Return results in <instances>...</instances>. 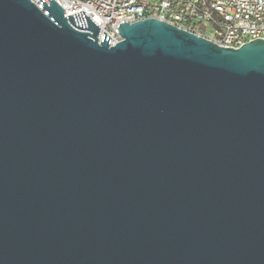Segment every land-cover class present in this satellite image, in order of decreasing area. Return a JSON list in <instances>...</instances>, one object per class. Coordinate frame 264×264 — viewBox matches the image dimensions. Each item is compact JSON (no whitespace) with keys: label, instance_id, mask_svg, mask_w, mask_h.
<instances>
[{"label":"water","instance_id":"obj_1","mask_svg":"<svg viewBox=\"0 0 264 264\" xmlns=\"http://www.w3.org/2000/svg\"><path fill=\"white\" fill-rule=\"evenodd\" d=\"M99 35L0 0V264H264V40Z\"/></svg>","mask_w":264,"mask_h":264},{"label":"built area","instance_id":"obj_2","mask_svg":"<svg viewBox=\"0 0 264 264\" xmlns=\"http://www.w3.org/2000/svg\"><path fill=\"white\" fill-rule=\"evenodd\" d=\"M42 9L57 2L65 17H73L84 30L89 21L114 46L121 41L119 27L145 19L174 22L183 19V30L212 41L220 47L238 49L264 38V0H30Z\"/></svg>","mask_w":264,"mask_h":264},{"label":"bare ground","instance_id":"obj_3","mask_svg":"<svg viewBox=\"0 0 264 264\" xmlns=\"http://www.w3.org/2000/svg\"><path fill=\"white\" fill-rule=\"evenodd\" d=\"M78 2H89V0H78ZM156 20H159V19H156ZM159 21H161V20H159ZM134 23H136V22H134ZM167 24H170L172 26H175V27L183 30V28H182V26H183V19H176V23H174V22H167ZM196 36L200 37L199 35H196ZM201 38H204L205 39V37H201ZM261 40H264V38H261ZM245 44H247V43H244V45Z\"/></svg>","mask_w":264,"mask_h":264}]
</instances>
